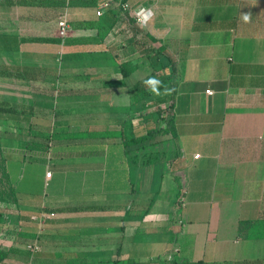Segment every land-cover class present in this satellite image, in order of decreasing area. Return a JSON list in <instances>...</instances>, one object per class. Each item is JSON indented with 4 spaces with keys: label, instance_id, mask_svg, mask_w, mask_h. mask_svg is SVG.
I'll use <instances>...</instances> for the list:
<instances>
[{
    "label": "crops",
    "instance_id": "1",
    "mask_svg": "<svg viewBox=\"0 0 264 264\" xmlns=\"http://www.w3.org/2000/svg\"><path fill=\"white\" fill-rule=\"evenodd\" d=\"M104 1L0 0V264H264V0Z\"/></svg>",
    "mask_w": 264,
    "mask_h": 264
},
{
    "label": "trees",
    "instance_id": "2",
    "mask_svg": "<svg viewBox=\"0 0 264 264\" xmlns=\"http://www.w3.org/2000/svg\"><path fill=\"white\" fill-rule=\"evenodd\" d=\"M169 66V64H163L161 67L163 68H167ZM122 70L125 73V67L122 66ZM158 108H162L159 109L160 112V118H164L166 121V117L162 116L163 115V111L165 110V112L169 111L170 106H163V104H160L158 106ZM164 108V109H163ZM9 108H0V111H11L8 110ZM13 111H16L15 109H13ZM169 133V128L167 127L166 124H161L156 130H151L148 132V134H146L145 136H141L138 138H129L126 139V144L130 145V144H142L144 142H146L149 139H155V141L150 142L147 145H142L139 147L138 149V156L135 160V162L139 165V166H143V165H148L150 164L152 161L157 160L158 158H160V156L163 153H166V149L163 150L162 147H169V145L171 144L170 142H172L171 138H163L160 140H157V137L159 135H165Z\"/></svg>",
    "mask_w": 264,
    "mask_h": 264
},
{
    "label": "built area",
    "instance_id": "3",
    "mask_svg": "<svg viewBox=\"0 0 264 264\" xmlns=\"http://www.w3.org/2000/svg\"><path fill=\"white\" fill-rule=\"evenodd\" d=\"M112 1H117L122 6L124 10L133 11L134 17L136 18L137 22L141 25H145L149 19L151 18V11L150 9L145 8H139V9H133L132 5L127 0H106L102 3H100V6L97 10V14L101 15L103 13V8L110 5ZM58 33L61 38H65L69 35V32L71 30V24L68 20V14L67 11L60 16L58 20ZM208 93H212V90H208ZM196 156H199L197 154ZM51 172L47 173V176H50Z\"/></svg>",
    "mask_w": 264,
    "mask_h": 264
},
{
    "label": "rangeland",
    "instance_id": "4",
    "mask_svg": "<svg viewBox=\"0 0 264 264\" xmlns=\"http://www.w3.org/2000/svg\"><path fill=\"white\" fill-rule=\"evenodd\" d=\"M163 77V76H162ZM162 77H159L161 79ZM169 98L167 97V100L165 101V104L169 103ZM2 130L0 129V202L3 203V201H6L8 198H11L13 196V187L8 183L5 166H4V159L2 157ZM10 234H13L11 238L15 240L14 244H18L20 242V238L17 231H8ZM9 233H6V235H9ZM11 247L14 246L10 244ZM10 248V246H9ZM27 248L30 251H38L40 249V245L35 244L34 242L27 244ZM19 261V260H18ZM21 261V260H20ZM22 262V261H21ZM18 264V263H16ZM20 264V263H19Z\"/></svg>",
    "mask_w": 264,
    "mask_h": 264
},
{
    "label": "clouds",
    "instance_id": "5",
    "mask_svg": "<svg viewBox=\"0 0 264 264\" xmlns=\"http://www.w3.org/2000/svg\"><path fill=\"white\" fill-rule=\"evenodd\" d=\"M243 19L245 20V22H247L248 20H250V15L249 14H245L243 16ZM144 83L148 86H150V90L156 94V95H161L162 93L160 92V85L162 84L161 81L157 80L155 77H151L148 80L144 81ZM171 89L165 88L164 93L163 94H170L171 93Z\"/></svg>",
    "mask_w": 264,
    "mask_h": 264
}]
</instances>
